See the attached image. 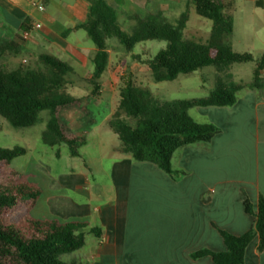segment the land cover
<instances>
[{"label":"crops","instance_id":"1","mask_svg":"<svg viewBox=\"0 0 264 264\" xmlns=\"http://www.w3.org/2000/svg\"><path fill=\"white\" fill-rule=\"evenodd\" d=\"M106 1L114 7L125 32H131L139 19L154 15L175 23L184 12L179 13V6L189 4V0ZM39 4L44 5L43 10ZM238 6L246 9L247 19L256 18L261 26L246 37V46H255L254 38L264 46V0H234L233 10ZM89 8L88 0H0V36L17 40L24 60L43 52L55 54L74 66L80 82L89 83L97 47L79 27L87 20ZM37 22L42 27L34 29L30 37L17 38L23 34V25L32 29ZM235 33L234 19L232 46ZM37 34L41 36L39 41L35 39ZM108 42L109 60L98 93L94 94L92 88L81 91L74 85L68 91L81 98L80 103L60 112L71 133L80 131L87 138L80 147L81 156V148L90 144L91 132L111 128L109 120L120 99L115 100L118 75L110 68L113 41ZM263 53L264 47L258 56L253 54L260 57ZM236 81L250 83L253 78ZM237 96L233 106H210L215 107L211 111L225 115L223 122L216 121L222 131L209 144L175 151L172 166L187 174L173 179L154 163L135 161L119 150V140L109 155L110 169L99 177L88 171H72L62 175L64 180L41 187L42 194L33 206L34 217L86 221L85 244L74 250L79 258L73 261L81 264H216L210 255L193 254L202 249L224 250L219 230L236 235L246 232L255 215L245 210L244 199H249L256 212L259 198L264 196V86L244 87ZM92 104L105 105L107 113L102 123L88 119L90 127L86 128L84 118L91 113ZM206 109L202 107L201 111L206 113ZM61 188L67 191L59 192ZM93 227L100 232H91ZM258 241L256 236L248 245L245 264H264V249L258 250Z\"/></svg>","mask_w":264,"mask_h":264},{"label":"trees","instance_id":"2","mask_svg":"<svg viewBox=\"0 0 264 264\" xmlns=\"http://www.w3.org/2000/svg\"><path fill=\"white\" fill-rule=\"evenodd\" d=\"M88 1L87 20L79 27L87 31L97 47L93 72L88 79L94 94L98 93L100 78L108 65L107 40L110 38L118 39L128 51H133L135 45L142 41L166 40L165 47L144 60L142 54H133L134 58L149 66L155 82L171 81L181 74H191L205 67H214L218 72L215 87L209 95L172 100L157 97L132 72L123 75L119 103L109 120L110 127L121 141L119 150L130 154L135 161L154 163L173 179H178L187 171L172 166L175 151L190 145H207L222 131L213 122L197 121L190 109L233 106L238 99L237 92L242 88H262L264 53L255 57L251 52H239L232 46L234 0H189L199 15L212 20L211 32L205 42L185 37L184 30L189 20L187 10L175 23L154 15L139 19L131 32H125L118 23L114 7L106 0ZM26 28L28 26L23 25L22 29ZM17 38L24 39L23 34ZM21 50L17 40L0 36V116L16 127H28L39 122L41 112L47 110L42 141L48 145L66 143L72 155H79V148L87 138L71 133L60 116L63 109L81 101L68 91L73 85L72 75L77 73L76 69L68 61L47 52L38 55L36 65L9 67L4 58L18 56ZM249 61L256 62L253 81H236L231 73L233 64ZM27 151L24 146H0V172L1 169L6 172L0 173V264H81L61 261L59 256L85 244L83 229L88 225L86 221L37 218L30 214V209L42 194V188L9 168L12 159ZM244 207L255 215L246 232L236 235L220 229L226 248L222 251L202 249L193 256L210 255L216 264H245L246 249L256 236L259 238L258 250H263L264 196H260L256 212L247 197ZM19 208L26 211L24 216H20ZM16 211L18 214H12ZM91 232L97 234L100 228L93 227Z\"/></svg>","mask_w":264,"mask_h":264},{"label":"rangeland","instance_id":"3","mask_svg":"<svg viewBox=\"0 0 264 264\" xmlns=\"http://www.w3.org/2000/svg\"><path fill=\"white\" fill-rule=\"evenodd\" d=\"M186 10L189 13V20L184 30L185 37L195 41H207L211 32L212 20L199 15L193 3H189L188 5L185 3L179 6V13ZM247 14L248 12L244 7L238 6L233 10L236 27L234 36L235 46L233 47L239 52H251L258 56L264 46H259L260 42L258 39H255L254 36V39L251 40H253L255 46H246V37L250 35V32H257L260 30L261 26L258 19H247ZM171 21L174 22L173 19H171ZM110 41H113L110 46L112 52V64L110 68L111 72L118 75L119 79L115 87V100L120 97L123 75L125 73L127 74L129 71L135 74L138 81L148 86L153 93L161 99L172 100L205 97L209 95L211 90L215 87L218 72L214 67H205L191 74H181L171 81H153L149 68L143 61L134 58L133 53L142 54L141 58L144 60L165 47L167 44L166 40L153 39L142 41L135 45L133 51H128L116 38L109 39V44ZM24 57L23 53H20L18 56H7L4 58V61L9 67H16L19 64H37V58L26 57L27 60L25 61ZM119 66L125 68L124 74L120 73ZM254 68V61L234 63L231 73L235 80L242 79L244 81H250L253 78ZM72 79L75 81V84L71 85L70 88H73L74 85L80 86L81 91H87L92 88L90 83L80 82L75 74L72 75ZM70 91L72 92L75 90L71 89ZM90 107L91 113L85 115L84 118L85 123H87L84 126L86 128L90 127L88 119L94 118L99 123H102L103 117L107 113V107L103 104H92ZM206 108L208 111L204 113L201 111L202 107H193L190 109V113L199 122H213L217 124L216 121H222L225 114H218L215 113V111H211L212 108L215 107L209 106ZM46 121L47 110L41 112V120L39 122L28 127H16L5 117L0 116V146L7 148L24 146L28 149L26 154L12 159L9 168L25 175L29 181L36 183L42 188L48 187L52 181L58 183L64 180L62 175L70 174L72 171H88L94 174L95 177H99V173L106 172L110 169L112 159L109 155H111V149L115 145V142H119L118 136L111 128L108 127V130L102 129L100 133L99 131L91 132L90 144L81 148L83 154L81 156L72 155L70 153V147L66 143L55 146L44 143L41 134L46 128ZM217 125L220 126L219 124ZM105 126L107 125L104 124V127ZM73 133L77 136L83 135L80 131ZM0 173L3 175L6 172L4 169H1ZM1 175L0 177L2 178ZM65 189L66 188H61L58 191L65 192L67 191ZM18 212L20 216L26 214V211H22L20 208ZM16 213L17 211L15 213L12 212L14 215ZM30 214L34 216L35 209H30ZM78 254L77 251L64 253L59 256V260L70 262L74 259H78Z\"/></svg>","mask_w":264,"mask_h":264},{"label":"built area","instance_id":"4","mask_svg":"<svg viewBox=\"0 0 264 264\" xmlns=\"http://www.w3.org/2000/svg\"><path fill=\"white\" fill-rule=\"evenodd\" d=\"M38 7H39V9H41V10L44 9V5H43V4H39ZM41 27H42V24H41L40 22L35 23V24L33 25L32 29L29 28V29H26V30L23 31V37H24V38H28V37H30V36L32 35V32H33L34 29H40ZM35 39L39 41V40L41 39V36L37 34V35L35 36ZM25 61H26V60H25ZM119 69H120V72H124V71H125V68H123V67H121V66L119 67Z\"/></svg>","mask_w":264,"mask_h":264}]
</instances>
